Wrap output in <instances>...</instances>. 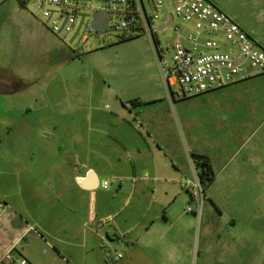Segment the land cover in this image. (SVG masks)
<instances>
[{"label": "crops", "instance_id": "obj_1", "mask_svg": "<svg viewBox=\"0 0 264 264\" xmlns=\"http://www.w3.org/2000/svg\"><path fill=\"white\" fill-rule=\"evenodd\" d=\"M23 1L0 45V98L41 102L0 116V259L16 245L15 253L32 264H188L197 233L195 215L185 210L193 202L185 185L193 176L190 154L210 158L216 176L207 196L216 206L217 186L230 179L233 188L252 177L254 158L240 159L241 147L207 133L189 132L184 141L170 110L142 107L157 98L112 114V125L86 123L70 81L45 92L52 79L42 75L75 55ZM211 1L263 45L226 3ZM257 164V178L264 179V159ZM104 176L117 185L104 187ZM100 187L110 190L99 200Z\"/></svg>", "mask_w": 264, "mask_h": 264}, {"label": "rangeland", "instance_id": "obj_2", "mask_svg": "<svg viewBox=\"0 0 264 264\" xmlns=\"http://www.w3.org/2000/svg\"><path fill=\"white\" fill-rule=\"evenodd\" d=\"M216 1L226 3L229 11L256 30L264 45V0ZM90 5L88 1L78 10L67 9L69 12L93 13ZM95 5L98 6V3L95 2ZM16 9H19L18 0H0V45L8 40L7 33L12 23L10 16ZM28 11L39 18L42 25L56 35L59 43L75 55L70 63L65 62L56 70L42 75L44 80L52 79L45 92L61 91L63 84L70 81L72 90L80 94L81 117L86 123L92 121L97 126L112 125V114L125 107L133 108L139 100L157 98L154 103H146L142 107L170 110L175 116L181 138L184 133V141L189 142V132L207 133L210 140H224L236 148L241 147L240 159L247 155L254 158V162L250 160L248 163L252 177L242 181L241 185L235 182L237 187L228 188L230 179L217 186L219 206L207 199L200 219L188 212L195 215L197 228L194 252L188 264H264V179L257 178V161L264 159V73L187 97L181 94L178 85H173V103L162 80L155 49L147 35L125 38L112 29L90 32L85 23L71 42L75 32L59 35L46 22L42 10L29 4ZM55 18L62 22L61 17ZM166 21L167 12H163L157 23ZM177 25L182 29L185 26L178 16L170 25L158 31L161 47L170 59ZM85 37L88 39L85 40ZM33 89L39 90V86ZM40 102V98L37 100L24 95L13 99L0 98V116L26 103L34 107ZM135 122L140 126L139 121ZM106 179L110 189L117 185L116 179L104 176L103 180ZM110 189L100 187L99 200Z\"/></svg>", "mask_w": 264, "mask_h": 264}, {"label": "built area", "instance_id": "obj_3", "mask_svg": "<svg viewBox=\"0 0 264 264\" xmlns=\"http://www.w3.org/2000/svg\"><path fill=\"white\" fill-rule=\"evenodd\" d=\"M24 1L42 10L46 22L59 35L76 33L81 13L84 12H69L67 8L78 10L82 5H87L88 1L91 2L93 13H110L107 30L117 31L125 38L147 35L155 49L160 74L173 103V85H178L181 94L187 97L211 92L264 73V46L211 0ZM163 12H167L168 21L157 23ZM93 13L84 17L78 34L85 23L90 32L96 31L92 26ZM56 16L62 18L61 23ZM177 16L183 20L185 26L183 29L179 25L175 27L176 37L172 43L170 59L166 50L161 47L158 31L170 25ZM190 161L193 176L185 181V185L192 190L193 202L185 210L200 219L208 199L207 187L201 180L196 159L192 154ZM108 185L109 181L103 182L104 187ZM15 247L13 245L6 251L0 264H32L15 253ZM120 257L122 254L117 258Z\"/></svg>", "mask_w": 264, "mask_h": 264}, {"label": "water", "instance_id": "obj_4", "mask_svg": "<svg viewBox=\"0 0 264 264\" xmlns=\"http://www.w3.org/2000/svg\"><path fill=\"white\" fill-rule=\"evenodd\" d=\"M90 13H81V19L79 21V25L77 28L76 33L74 34L73 38L71 39V42L74 41L75 37L77 36L83 22H84V17L85 16H90ZM92 26L93 28L98 31V32H104L107 31L108 29V22L110 19V13L109 12H104V11H96L95 13H93V17H92ZM2 203V201L0 200V204Z\"/></svg>", "mask_w": 264, "mask_h": 264}, {"label": "trees", "instance_id": "obj_5", "mask_svg": "<svg viewBox=\"0 0 264 264\" xmlns=\"http://www.w3.org/2000/svg\"><path fill=\"white\" fill-rule=\"evenodd\" d=\"M24 2V1H23ZM197 166L199 168L200 177L206 187H208L215 179V172L211 160L206 155L194 154Z\"/></svg>", "mask_w": 264, "mask_h": 264}]
</instances>
